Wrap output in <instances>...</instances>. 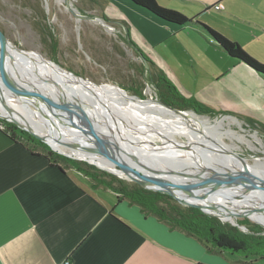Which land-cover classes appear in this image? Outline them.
<instances>
[{
	"label": "crops",
	"instance_id": "0c3cea01",
	"mask_svg": "<svg viewBox=\"0 0 264 264\" xmlns=\"http://www.w3.org/2000/svg\"><path fill=\"white\" fill-rule=\"evenodd\" d=\"M165 1L193 12L194 23L179 27L131 0H109L105 12L114 20L126 21L128 39L156 62L154 68L183 97L264 126V100L257 106L231 93L224 85V73L192 92L157 51L169 39L184 36L227 61L230 68L245 69L257 81L247 78L264 86V75L230 56L196 23L212 26L200 18L214 11L218 19L241 31L255 35L260 29L256 36L261 39L264 0ZM90 184L77 170H62L44 156L32 155L0 128V264H63L66 260L71 264H264V259L227 251L210 253L196 237L146 216L136 204L120 200L116 192Z\"/></svg>",
	"mask_w": 264,
	"mask_h": 264
},
{
	"label": "rangeland",
	"instance_id": "374dc122",
	"mask_svg": "<svg viewBox=\"0 0 264 264\" xmlns=\"http://www.w3.org/2000/svg\"><path fill=\"white\" fill-rule=\"evenodd\" d=\"M156 1L164 8L181 9L183 12H179L189 19L194 15L193 12L180 6L168 4L165 0ZM108 3L109 0H0V33L12 43L25 50L35 52L41 58L58 64L66 71H72L105 87L117 89L120 87L130 97L132 95L142 100L152 99L151 101L159 103L157 100L161 99L155 84L147 73V69L150 67L148 61L155 65L156 62L144 55L148 64L146 67L143 57L128 39L126 21L114 20L106 15L105 9ZM200 19L211 24L215 28L209 25L212 29L218 30L217 32L226 39L239 44L245 53L264 64V37L260 39L259 36H256L261 34L260 29L255 35L241 31L231 22H223L218 19L214 11L206 13ZM51 35L53 41H51ZM208 46L210 47L209 44ZM157 51L171 68H174L180 82L188 90L198 91L215 75L224 73V85L231 93L232 91L237 93L254 105H263L264 86L262 84H257V82L247 78L246 76H249L254 79L245 69L241 67L230 68L225 59L226 62H223L219 56H212L203 50L199 43L197 44L184 36L181 39L171 38L161 44ZM150 69L152 70V67ZM78 99H81V96L77 95L76 100ZM84 99H81L84 104L89 108L90 105L92 106L88 113L96 115L95 109L99 108L97 103L95 104V101L91 100L92 98ZM88 99L91 104L87 102ZM192 99L205 105L195 98ZM211 109L221 113L210 115L198 113L193 109L180 110L194 112L199 117L210 119L212 122L224 120L220 127L223 133V138L221 137L223 142L243 157L246 162L256 166L259 170H264V131L249 125L243 119V115L231 114L232 111ZM2 111H0L1 114L12 117L9 115L10 113L6 114ZM1 114L0 125H3V121L9 120ZM31 116L33 117V115ZM84 122L85 124L89 123L86 119ZM227 132L231 134L229 135ZM151 139L160 142V140ZM176 139L177 141H185L188 140V137L179 134ZM204 143L208 145L206 141ZM47 146L58 154L87 162L101 171L114 175L117 179L116 184L119 182L128 186L139 184L132 178L122 177L103 169L95 163L89 162L86 158H80L64 151L60 153L49 144ZM220 146L227 150L222 144ZM201 150L203 149L201 148ZM209 152L217 155L218 160L216 161H222V158L218 157L222 154L215 151ZM231 161L240 167L234 159ZM216 164L218 163L212 162L213 166L222 171L226 170L222 165ZM260 200L262 201V199ZM176 201L182 206H188L177 199ZM241 215L247 214L242 213ZM241 215L237 219L239 223L241 220L247 219L251 226L256 225L264 229L261 222L249 216L241 217ZM214 217L218 218L217 216ZM222 222L233 225L229 221ZM241 225V227H237L243 232H250L248 225ZM237 256L240 257L241 255L237 254Z\"/></svg>",
	"mask_w": 264,
	"mask_h": 264
},
{
	"label": "bare ground",
	"instance_id": "6f19581e",
	"mask_svg": "<svg viewBox=\"0 0 264 264\" xmlns=\"http://www.w3.org/2000/svg\"><path fill=\"white\" fill-rule=\"evenodd\" d=\"M14 56L24 58V61H27V63V58H31L32 61L38 64L40 63L38 60H36V58L34 59L33 57H30L31 55L28 56L21 53L20 56L17 54H15ZM44 61L46 67L48 68V76L56 77L57 74L61 73L62 69L60 68V66L58 67L56 63L50 60ZM29 74L30 75L28 77L29 79L31 78V81L35 82L36 84L39 83L36 85V87H30V85L24 84L21 79H9V74H6L0 65V109L3 110L2 112L6 114L10 113L4 105L6 103L11 108V113L9 115L13 118L9 117L10 119H16L17 121L26 124L27 126H30V128H32L34 131L41 135L48 136L51 134H55L57 136H65L67 138H70L67 141H60L59 139H56L52 136L47 137L48 141L56 150L61 152H68L80 158H86L90 162L96 163L99 167L103 169L114 172L115 174L120 175L122 177H128V175L123 170H120L109 157H107L102 151L99 150V148L95 147L93 144L85 145L84 143H82L84 140H86L85 134H83L81 130L73 127L69 123L68 119L64 118L60 114V111H58L57 116H53V114L51 115V113L47 109L49 105H53L54 107H57L59 108V110H61V102L59 99V95L62 92L61 90H63L66 96H72V109L73 107L77 108L78 106H80L81 108H84L85 110H87V112H89L91 111L92 106L90 105L89 108V106L84 104L82 100L84 98L87 99L88 97L89 99L92 98V101H95L92 91L78 83H66L62 81L55 82L48 77H38L37 75L40 74L41 76L43 74H41V72L37 71L36 69L32 72H29ZM15 80L16 82H18V84L20 83L21 85L12 84ZM18 86H22L28 91L23 92L21 89L18 88ZM119 89L105 87L102 85V97L104 101L108 103V106L111 108L114 114L121 118L124 122H126V124H124V129L126 130L127 135L132 140H142V138H154L162 141V136L164 135L165 139L167 138L173 141H177L176 136L180 134L186 135L188 137V141L198 143H204L206 141L208 143V146L214 147L212 150L209 151H215L225 157L218 156L222 158V161L218 162L216 161L218 160L216 158L217 155H215L214 153L209 151L208 153H206L204 148L203 150H201L202 147H194L195 154L199 158L201 157V153L204 156L206 154L210 156L212 162L218 163L226 169L224 170L223 174L227 177H233L235 175L243 174V167L241 162L234 156L224 154L226 149H222L220 146V144H222L224 147L227 148V150L234 152V150L229 145H226L221 139L223 133L220 127L224 120L221 119L217 120L216 122H212L210 121V119L199 117L194 112L185 111L184 113H179L177 111L167 108L161 103L151 101L152 99L142 100L140 98L133 97L132 95L130 97V95L124 92L125 90ZM33 91L39 92L43 96V99L40 97L41 102L39 105L37 103L35 104L33 97H28V95L26 94H32ZM77 95H79V97L81 96L82 100H76ZM89 99L87 102L91 104ZM95 111L96 112L94 113L96 115H94L93 113H89L92 116L91 118H86V116L83 114L82 117L78 116V118H80L83 124H85L84 121L86 119L93 124L94 128H102L103 130L106 128L104 126L106 124V118L102 116L100 108L95 109ZM31 115H33V117ZM132 125L136 128V132L134 131L135 134L129 128V126ZM105 132L107 133L108 131ZM229 132H227V134L230 135L231 133ZM79 141H81V143H78ZM215 147L217 148V150L221 151H217ZM145 152L146 151L141 153L144 154ZM177 152L183 157H191L188 152ZM163 155H159V153L153 154L152 152H149L147 156L144 155V158H148L147 161L151 163L152 157H163ZM122 156L125 158L127 163L135 165V163L132 162L129 158H127V156ZM164 156V158H170L171 155L170 153H165ZM232 159H234L240 167L234 165L231 161ZM248 165L249 169L253 174L258 176L260 179L264 178L263 169L259 170L256 166L251 165L250 163H248ZM182 184L184 186H188L191 183ZM249 186V183L228 185L226 188L223 189L222 192L207 194L201 197H194L191 198L190 201L191 203L200 205L211 213L218 215L224 220H227L232 223H237L238 217L242 213H245L252 219L264 224V211H258L256 208L257 205L264 207L263 189L253 190L247 195V199L243 201L233 200L232 198L228 197L231 195H243L245 190ZM260 199H262V201Z\"/></svg>",
	"mask_w": 264,
	"mask_h": 264
},
{
	"label": "water",
	"instance_id": "95a60500",
	"mask_svg": "<svg viewBox=\"0 0 264 264\" xmlns=\"http://www.w3.org/2000/svg\"><path fill=\"white\" fill-rule=\"evenodd\" d=\"M21 53L28 56L31 55L30 57H33L34 59L36 58V60H38L41 64L32 61L31 58L26 59L28 60L27 63V61H24V58L14 56L15 54L20 56ZM143 59L147 67V61L144 57ZM44 60L45 59L41 58L35 52L25 50L12 43L3 34L0 33V65L3 71L6 74H9V79H21L24 84L30 85V87H36V85L39 83L36 84L35 82L31 81V78L29 79L28 77L30 75L29 72H32L36 69L37 71L41 72V74H43L41 76L40 74L37 75L38 77H48L55 82L62 81L66 83H78L92 91L94 99L101 110L102 116L106 118V124L104 125L106 128L103 130L102 128H94L93 124L90 122V124H83L78 116L82 117V114L87 118H91L92 116L87 112V110L81 108L80 106H78L77 108L73 107L72 109V96H66L63 90H61L62 92L59 95L61 110H59V108L57 107H54L53 105H49L47 109L49 110L51 115L53 114V116H57L58 111H60V114L64 118H67L69 123L73 127L81 130L83 134H85L86 140H84L82 143H84L85 145L93 144L95 147L99 148V150L102 151L107 157H109L120 170H123L129 178L135 180L142 187L170 195L178 201L186 203L188 206L197 207L206 214L217 216L222 221L225 220L220 216L206 210L204 207L191 203L190 199L194 197H201L207 194L222 192L223 189L228 185L233 184L236 185L249 183L250 185L245 190L243 195L228 196L237 201L246 200L247 195L255 189L264 190V180L253 174L249 169V165L245 161V159L236 152L230 150H225V152L223 151L224 154L234 156L241 162L243 167V174L235 175L233 177H227L223 174L224 171L212 165L210 156H208L207 154L204 156L201 153V157L199 158L195 154L194 147H202V149L204 148L205 152L208 153L209 150H212L214 148L213 146H208L204 143L192 142L188 140L173 141L167 138L165 139L164 135L162 136V141L160 142L148 138H142V140H132L127 135L126 130L124 129V124H126V122L115 115L111 108L108 106V103L104 101L102 97L103 94L101 93L102 84H98L72 71L63 70L61 67V73H56V77L48 76V68L44 63ZM12 84L17 85L18 82H16L15 80ZM18 85L21 84L19 83ZM18 88H20L23 92H26V88H23L22 86H18ZM26 94L28 95V97H33L35 104L37 103L38 105L41 102L40 99L43 97L39 92L36 91H33L32 94ZM157 101L171 110L177 111L179 113L185 112L176 107H173L172 105L164 103L162 100ZM4 105L11 113V108L6 103ZM4 117L9 121L15 123L20 128L27 130L36 138L49 144L54 150L56 149L51 145L47 137L52 136L56 139H59L60 141H67L68 139H70L65 136L61 137L55 134H51L48 136L41 135L30 128V126H27L26 124H23L16 119H10L7 116ZM129 128L132 132H136V128L133 127V125L129 126ZM105 131L108 132L106 133ZM78 143H81V141H79ZM215 149L217 150V148ZM144 151L146 152L142 154L141 152ZM177 151L188 152L191 157H183ZM59 152L63 153L61 151ZM149 152H152L153 154L159 153V155L170 153L171 156L170 158H164V155L163 157H152L150 163L147 161L148 158H144V155L147 156ZM122 155L127 156V158L134 162L135 165L127 163ZM182 183L191 184H189L188 186H184ZM256 208L258 211H264V207L262 206L257 205ZM243 216L248 215H241V217ZM232 224L238 227L242 226L239 222ZM261 225L264 226L263 224Z\"/></svg>",
	"mask_w": 264,
	"mask_h": 264
},
{
	"label": "trees",
	"instance_id": "16d2710c",
	"mask_svg": "<svg viewBox=\"0 0 264 264\" xmlns=\"http://www.w3.org/2000/svg\"><path fill=\"white\" fill-rule=\"evenodd\" d=\"M131 1L148 9L159 18L179 27L189 26L194 23L177 10L161 7L156 0ZM196 23L210 35L213 42L219 44L230 56L245 63L259 74L264 75V64L245 53L239 44L226 39L206 24ZM50 38L51 41L54 40L52 35ZM129 41L137 52L144 57L143 52L130 39ZM148 63L152 67V70L149 67L147 73L155 84L159 98L164 103L180 109H193L203 114L213 115L221 113L200 104L192 98L183 97L162 71L155 69L154 64L150 61ZM242 117L252 127L260 128L264 131L262 124H259L252 118ZM1 129L16 144L22 145L32 155L44 156L51 165L58 166L62 170L66 169V167L73 168L88 178L92 188L102 187L110 189L118 194L120 200L126 199L130 203L139 206L146 216H154L167 224L171 229H179L188 235L196 237L210 253L227 251L231 255L239 254L246 258L264 259V229L256 225L251 226L247 219L241 220L240 224L248 225L250 232H243L237 226L224 223L218 218L204 213L199 208L182 206L170 195L149 190L139 184L131 186L122 182L116 184L117 179L114 175L101 171L87 162L56 153L48 148L45 142L13 122L3 121V128Z\"/></svg>",
	"mask_w": 264,
	"mask_h": 264
},
{
	"label": "built area",
	"instance_id": "2783aa9c",
	"mask_svg": "<svg viewBox=\"0 0 264 264\" xmlns=\"http://www.w3.org/2000/svg\"><path fill=\"white\" fill-rule=\"evenodd\" d=\"M0 128H3V125H0ZM63 264H71L70 260H66L65 262H63Z\"/></svg>",
	"mask_w": 264,
	"mask_h": 264
}]
</instances>
